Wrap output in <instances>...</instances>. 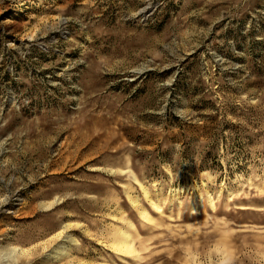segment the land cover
Segmentation results:
<instances>
[{"label": "rangeland", "instance_id": "obj_1", "mask_svg": "<svg viewBox=\"0 0 264 264\" xmlns=\"http://www.w3.org/2000/svg\"><path fill=\"white\" fill-rule=\"evenodd\" d=\"M0 264H264V0H0Z\"/></svg>", "mask_w": 264, "mask_h": 264}, {"label": "bare ground", "instance_id": "obj_2", "mask_svg": "<svg viewBox=\"0 0 264 264\" xmlns=\"http://www.w3.org/2000/svg\"><path fill=\"white\" fill-rule=\"evenodd\" d=\"M130 242V241H129ZM125 245H126V243H124ZM130 244V243H129ZM127 246H128V244H127ZM130 247V246H129ZM127 249V248H126Z\"/></svg>", "mask_w": 264, "mask_h": 264}]
</instances>
